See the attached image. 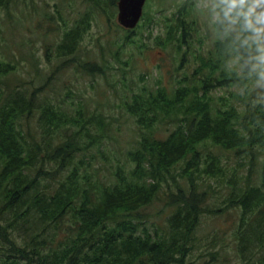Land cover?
<instances>
[{
  "label": "trees",
  "instance_id": "16d2710c",
  "mask_svg": "<svg viewBox=\"0 0 264 264\" xmlns=\"http://www.w3.org/2000/svg\"><path fill=\"white\" fill-rule=\"evenodd\" d=\"M117 1L88 12L84 0L81 9H74L76 0H50L52 6L47 0H0V47L6 52L26 49L16 38L30 30L29 23L40 31L48 62L74 56L90 15L103 11L125 34L119 48L134 43L133 32L161 25L157 42L173 48L181 63L195 64L191 79L186 74L175 88L157 80L124 101L139 131L123 146L101 113L84 106L68 111L50 96L42 99L50 79L41 78L29 50L24 57L32 58L35 76L28 81L21 79L15 55L0 57V238L6 242V261L0 257V264H192L194 250L201 252L198 258L221 251L216 236L198 238L196 232L204 217L216 223L224 215L237 220L231 228L243 260L264 252V80L244 65L217 20L213 46L194 51L197 18L208 13L199 0H156L135 31L115 23ZM82 68L103 73L90 62ZM220 90L225 92L218 95ZM87 121L92 131L84 128ZM80 152L83 163L69 169ZM224 152L246 161L243 174L226 167ZM224 175L228 192L211 206V182ZM57 178L55 186L42 184ZM155 202L162 212L170 211L160 223L149 218ZM249 214L254 217L247 221ZM39 225L53 226L56 238L40 240Z\"/></svg>",
  "mask_w": 264,
  "mask_h": 264
},
{
  "label": "rangeland",
  "instance_id": "374dc122",
  "mask_svg": "<svg viewBox=\"0 0 264 264\" xmlns=\"http://www.w3.org/2000/svg\"><path fill=\"white\" fill-rule=\"evenodd\" d=\"M47 1L49 2L50 0ZM106 1L84 0V8L88 12H96L99 10V5L103 4V8L107 9L106 5H104ZM177 1L179 2L180 0ZM214 2L215 0H199V7L208 9V13L205 14L204 11V14H199L200 16L197 18L195 27L197 31L193 37L194 51L206 52L213 46L212 23L216 18L210 13ZM52 5L53 3H50V6ZM82 5L81 0H76L74 9H81ZM149 6L155 9L157 7L156 0H148L145 8ZM170 12L168 10L163 14H157L154 21L156 23L159 22L164 14H169ZM116 14L117 10L114 11V21L117 24ZM103 17H105L103 11L90 15L89 20H93L88 28V33L82 42L80 51L74 56L73 54L64 55L62 60L50 58L52 63L48 62L43 55V42L39 35L40 31H37L38 28H35L34 24L27 23V28H30V30H24L22 35L16 38V40L24 42L26 49H22L23 54L17 52L19 49L13 48L6 52L5 46V50H1L0 47V57L6 59L9 54L15 55L20 61L21 70H18V73L21 79L28 81L35 76V69L30 64L33 61L32 58L27 59L24 57V55H29L27 53L29 50L30 55L33 54L37 59V69L41 78L50 79L48 84L42 79L40 80L41 85L47 84L49 87L42 99L50 96L54 104L60 105L68 111L84 106L89 113H101L105 116L108 125H110L112 134L124 146L126 140L130 137L131 141L134 140L139 131L135 119L124 110V101L127 98H131L133 93L154 87L157 80L167 89L175 88L177 81L183 79L186 74L189 75L193 71L194 66L193 64L186 65V59L181 63L173 48H164L157 42L155 39L157 35H163L161 25H156L152 32L148 30L133 32L131 39L134 40V43L119 48L125 34L113 24H109ZM198 35L201 36V45L197 42ZM0 42H4V40ZM68 60H72V64L68 65ZM65 62L66 64L64 65ZM89 62L100 66L103 73H98L97 71L94 74L86 73L82 66ZM231 64H233V60ZM232 90L236 89L233 88ZM224 92L225 90H220L217 91V94L221 95ZM84 128L92 131L93 125L87 121L84 123ZM51 136L54 135L51 134ZM113 146L115 145L109 147L112 148ZM222 154L223 163L230 171L235 168L239 175L245 172L246 161L240 160L229 152ZM83 160L84 158L80 152V154L76 155L69 169L73 166H81ZM69 169L61 171L58 177L66 175ZM201 175L203 176V174ZM57 180L58 178L49 182L42 181V184L46 185L48 183L49 187H52L51 183L54 182L53 186H55ZM211 186L212 190L209 191L208 195L209 203L213 206L212 201L217 205L220 198L227 194L228 176L224 175L221 178H216L215 181L211 182ZM148 210L149 218L158 223L162 222L167 213L166 210L164 212L161 211L160 202H155ZM169 213L170 211L167 215ZM253 217L254 214H249L247 221H250V218ZM227 220L229 222L232 221V225L237 221L235 216L229 217L227 215L221 216L216 223H212V220L208 217L202 219L196 236L204 238L208 235L206 239L216 236V241L221 240V251L215 258L209 254H205L203 258H198L197 255L201 252L194 250V254L188 257L189 260H193L192 264H259L263 251H257L254 255L248 253V259L245 260L242 259L243 257L238 250L235 251L236 239L233 237V227L227 225ZM26 229L29 233L33 231V229ZM44 231H46V235L43 234ZM56 231L58 230L53 226L47 228L44 225H39L40 240H54L56 236L53 233ZM34 232H38V230L35 228ZM206 243V241H202L203 247H205ZM0 257L6 261V242L2 238H0Z\"/></svg>",
  "mask_w": 264,
  "mask_h": 264
},
{
  "label": "clouds",
  "instance_id": "9594fccd",
  "mask_svg": "<svg viewBox=\"0 0 264 264\" xmlns=\"http://www.w3.org/2000/svg\"><path fill=\"white\" fill-rule=\"evenodd\" d=\"M211 11L223 34L232 37L231 45L244 57V65L264 80V0H215Z\"/></svg>",
  "mask_w": 264,
  "mask_h": 264
},
{
  "label": "water",
  "instance_id": "95a60500",
  "mask_svg": "<svg viewBox=\"0 0 264 264\" xmlns=\"http://www.w3.org/2000/svg\"><path fill=\"white\" fill-rule=\"evenodd\" d=\"M146 0H118L117 22L126 29L136 27Z\"/></svg>",
  "mask_w": 264,
  "mask_h": 264
}]
</instances>
